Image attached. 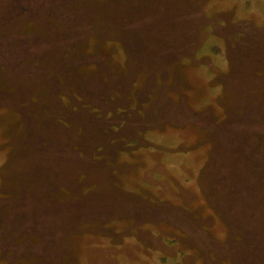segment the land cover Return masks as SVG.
Instances as JSON below:
<instances>
[{
  "label": "rangeland",
  "instance_id": "374dc122",
  "mask_svg": "<svg viewBox=\"0 0 264 264\" xmlns=\"http://www.w3.org/2000/svg\"><path fill=\"white\" fill-rule=\"evenodd\" d=\"M23 14L31 30L10 19ZM50 48L128 60L148 122L164 126L110 115L98 132L126 152L93 148L99 133L51 98L64 82L31 62ZM107 89L115 103L125 84ZM0 259L264 264V0H0Z\"/></svg>",
  "mask_w": 264,
  "mask_h": 264
},
{
  "label": "trees",
  "instance_id": "16d2710c",
  "mask_svg": "<svg viewBox=\"0 0 264 264\" xmlns=\"http://www.w3.org/2000/svg\"><path fill=\"white\" fill-rule=\"evenodd\" d=\"M28 16L29 14H23V16L19 15L18 17H11L10 19L12 21H18L19 19L24 23L26 22L27 26L23 27V31L27 29L31 30L32 20ZM7 18L8 17L4 18L3 21ZM24 19L26 21H24ZM89 36H93V34L90 33ZM112 43H115V41H112ZM90 44L91 43L88 39V43L81 45V48H86L88 50L89 47H91ZM60 51L61 49L58 48H54L53 50H51V48L48 50H43L39 55L33 57L31 59V62L36 64L47 63L44 66V69L47 70L44 76L50 80L58 79L64 82L57 88L53 85H50L48 87V91L51 95V98L55 99V105L59 106L60 103L64 101L67 102L64 109H61V116H64L63 118L65 121H68L70 119H79L82 123L83 129H85V131L90 134L93 141L97 137L99 129H103L105 126H107L102 125L100 119L106 118L110 115H115V117H121L123 119L130 120L129 118L131 117V115L135 116L136 113H139L142 115V122L150 123L148 122L146 113L143 111V108L146 104L149 105L151 94H148L149 101L148 99H146V101H144L143 99L141 100V98L145 97L148 92L147 85L149 82H144L147 87L146 91L145 87H140L142 92H138L137 87L141 81L138 80V77L137 79H135L132 75H130L131 64L128 62V60L125 59L124 63L122 64L118 61L116 62V58L113 55H105V58L99 62L69 63L64 60V58L67 57L66 52L62 53ZM88 52L90 53L89 50ZM98 52L99 51H95L96 54ZM118 52L121 51L118 50ZM157 67V65L153 66L154 69H156ZM166 68L168 69V67ZM166 73L169 74V69L166 71ZM21 77L23 80L27 79L29 82L34 84L43 83L39 81L34 75H22ZM140 77L142 80H144L146 76L142 74ZM113 81H118L125 84L124 94L119 96L116 100H113L114 102L116 101L115 103H112L110 99L105 98L110 94L102 97V95L108 91L107 86ZM96 87H99L100 92L97 91ZM44 90H41L39 94L43 95ZM141 94L144 96H142ZM38 100V97L32 98V101ZM20 105L23 106L22 103ZM162 126H164V120H162V117H160L157 122H153L151 125H145L142 130L148 131L154 127ZM171 127L174 129H179L174 123L171 124ZM103 135L105 134H102V132L101 134L99 133V138L94 141L95 144L93 148L99 147L105 151V146L107 145V147L110 149L112 143L114 144L113 147L116 155L126 150L125 144H119V140H116L117 137L109 138L108 136V138L105 139ZM134 135L136 136L138 135V133L135 132ZM128 138L132 143L138 140V137L131 138L130 136H128ZM126 143L129 144V142ZM114 164V167H117L115 162ZM68 229H71L70 232H72V234L74 233L73 235H75V232H77L76 235H80L81 232H91L90 230H81L78 226H71L68 227ZM68 233L69 231L67 232V234ZM58 242L60 244H69L72 243V240H70V238H67L66 235L63 234L61 237H59Z\"/></svg>",
  "mask_w": 264,
  "mask_h": 264
},
{
  "label": "flooded vegetation",
  "instance_id": "af4514ba",
  "mask_svg": "<svg viewBox=\"0 0 264 264\" xmlns=\"http://www.w3.org/2000/svg\"><path fill=\"white\" fill-rule=\"evenodd\" d=\"M34 244H37L38 242L37 241H34L33 242ZM61 245H63V246H65V247H67L68 248V251H72V250H75L74 248V245H72V243H69V244H61ZM6 257H8V258H10L12 255H14L13 253H11V254H4ZM0 261H1V259H0Z\"/></svg>",
  "mask_w": 264,
  "mask_h": 264
}]
</instances>
